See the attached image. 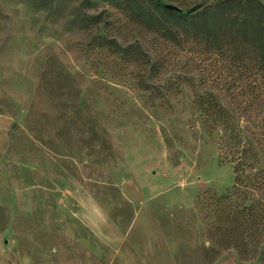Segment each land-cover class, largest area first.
<instances>
[{"label": "rangeland", "instance_id": "obj_1", "mask_svg": "<svg viewBox=\"0 0 264 264\" xmlns=\"http://www.w3.org/2000/svg\"><path fill=\"white\" fill-rule=\"evenodd\" d=\"M138 18L0 0V264H264L216 230L234 173L195 104L232 102V52L166 47Z\"/></svg>", "mask_w": 264, "mask_h": 264}, {"label": "trees", "instance_id": "obj_2", "mask_svg": "<svg viewBox=\"0 0 264 264\" xmlns=\"http://www.w3.org/2000/svg\"><path fill=\"white\" fill-rule=\"evenodd\" d=\"M117 1L135 12L145 29L161 36L166 47L191 40L211 55L232 52L226 88L232 102L223 104L205 92L195 104L202 123L220 129L219 158L234 173L230 190L212 198L221 223L216 230L229 246L248 256L260 253L264 262L263 1L203 0L186 11L168 8L162 0Z\"/></svg>", "mask_w": 264, "mask_h": 264}, {"label": "water", "instance_id": "obj_3", "mask_svg": "<svg viewBox=\"0 0 264 264\" xmlns=\"http://www.w3.org/2000/svg\"><path fill=\"white\" fill-rule=\"evenodd\" d=\"M167 7H168V8H171V9H177V7L174 6V5H168Z\"/></svg>", "mask_w": 264, "mask_h": 264}]
</instances>
